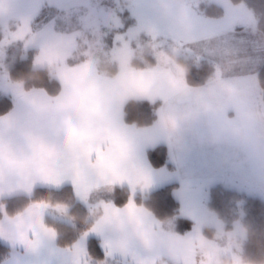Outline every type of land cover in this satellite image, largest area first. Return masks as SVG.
<instances>
[{"label":"crops","instance_id":"obj_1","mask_svg":"<svg viewBox=\"0 0 264 264\" xmlns=\"http://www.w3.org/2000/svg\"><path fill=\"white\" fill-rule=\"evenodd\" d=\"M214 2L225 8L223 17L205 16L183 0L129 1L141 24L155 36L177 42L189 61L178 92L152 87L147 93L150 98L134 99L162 101L158 119L152 126L128 124L124 118L126 103L113 104L107 118L119 134L118 144L117 137L110 136L94 115L56 111L52 106V101L62 99L71 91L68 76L79 75L77 67L65 65L76 49V36L53 29L33 33L31 24L43 0H0V21L22 25L11 35L10 46L30 37L25 48L39 49L36 65L48 66L62 84V91L56 97L40 89L24 91L21 88L12 94V111L0 116V156L10 154L17 163L0 159V197L31 194L39 187L64 185L73 186L79 197L116 186H129L143 193L176 183L183 188L189 178L194 181L206 176L203 171L209 162L212 168L226 166L234 174L239 152L246 148L253 152L251 161L264 155V99L261 92L258 94L257 78L264 66V10L256 11L261 17L259 27L246 31L236 23L235 16L232 17L230 0ZM9 52L4 58L10 57ZM162 68L128 66L127 70L145 79H155L162 75ZM124 72L125 68L111 75L87 73L111 85L117 83ZM162 114L178 118L190 115V118L182 122L178 133H171L161 129ZM236 127L245 129L246 138L232 135ZM70 128L86 135L72 136ZM33 139L41 140L49 149L43 160L33 154ZM159 145L168 146L170 162L175 169L151 166L148 151ZM99 153L110 158V168L101 169L97 165ZM57 156L60 159L51 163ZM255 162L264 176V163ZM41 167L50 169L62 182L45 180ZM102 172L107 181L102 178ZM142 172H147L151 178L147 189L136 183ZM207 176L219 178V174ZM219 194L216 192L215 198ZM36 205L15 218L0 220L4 225V235L0 239L11 248L4 264H34L40 255H44L48 263L59 260V256L64 260L62 249L65 248L59 247L56 233L45 224V216L54 213L53 208H37ZM105 205L94 223L97 230L93 236L101 240L106 253L105 264L107 258L127 264H198L197 244L163 228L147 210L135 204L142 219L150 225V237L137 233L127 224L131 212L125 206H115L120 211L118 216H113ZM21 237L28 242L19 243Z\"/></svg>","mask_w":264,"mask_h":264},{"label":"rangeland","instance_id":"obj_2","mask_svg":"<svg viewBox=\"0 0 264 264\" xmlns=\"http://www.w3.org/2000/svg\"><path fill=\"white\" fill-rule=\"evenodd\" d=\"M129 1L132 0H43L41 10L31 24L32 30L33 33H43L53 29L75 35L76 49L65 65L70 68L77 67L78 72L86 67L87 72L111 75L125 68V62L127 67L135 68V60L142 61L148 68L168 64L169 67L188 70V56L178 43L148 31L134 15ZM183 1L205 15L203 6L216 0ZM231 5L227 10L229 9L232 17L235 16L236 23L241 24L246 31L259 27L261 17L256 15V11L264 10V0H249L240 4L232 2ZM223 9L225 13V8ZM205 16L210 17L207 14ZM21 27L22 25L16 22L7 24L0 21V97H11L23 88L21 82L11 80L9 72L14 63L27 58L33 50L36 52L34 67L49 69L59 80L57 74L48 66L36 65L39 49L25 48V43L31 40L30 37L10 46L11 35ZM9 50L10 57L5 59L4 54ZM69 59L74 60L73 64L69 63ZM106 65L112 66L111 72L100 71L101 67ZM258 92L262 93L259 86ZM253 155L247 148L236 154L237 168L234 169V174L227 170L226 166L219 169L213 165L212 168L209 162L203 171L204 174H219L218 179L214 176L209 179L207 175L194 181L189 178L185 187L178 185L174 190L175 198L181 203L180 215L194 222V228L186 238L198 246V264H219V261L229 258L232 264H241L244 259L251 264H264V176H261L260 167L255 162L258 157L252 158L251 161ZM214 179L218 183H211ZM218 191L222 202L215 200ZM111 192L112 188H102L84 197H79L76 193L77 198L90 210V221L94 220L95 223L103 206L111 204L104 199V195ZM132 192L140 193L134 189ZM6 197L8 196L0 197V207L3 211L4 205L1 201ZM245 202L248 205L245 211L234 207V204L238 206ZM49 205L46 203V206ZM227 205L228 210L232 212L225 210ZM51 208L64 216L66 207L57 205ZM3 218L10 217L4 215ZM3 226L0 222V236L4 235ZM206 228L214 230L206 231ZM96 230L93 224L80 235L72 249H62L64 260L59 256V260L53 259L55 261L48 263L45 262L47 258L40 255L39 261L34 264H81L84 259L89 258L88 241L95 235ZM113 260L107 258L106 264H127ZM104 261L102 264H105ZM89 264H94V261L91 260Z\"/></svg>","mask_w":264,"mask_h":264},{"label":"trees","instance_id":"obj_3","mask_svg":"<svg viewBox=\"0 0 264 264\" xmlns=\"http://www.w3.org/2000/svg\"><path fill=\"white\" fill-rule=\"evenodd\" d=\"M231 1L234 4H240L249 0ZM203 9L210 17L220 18L225 14L223 7L214 2L206 4ZM35 54L36 52L33 50L29 52L27 58L19 59L13 64L9 72L11 80L21 82L24 91L40 89L53 97L58 96L62 91L60 80L54 77L49 69L34 67ZM152 59L150 58V60ZM73 62V59H69V63L73 64ZM133 65L135 69L148 68L139 60L133 61ZM257 78L264 99V66L259 70ZM161 105L162 101L130 100L124 106L125 121L138 127L152 126L158 119V110ZM13 107V98L0 97V116L10 113ZM169 155L167 145H159L148 151L149 162L154 168L175 169V165L170 162ZM178 185L177 183L167 185L148 193H133L129 186H116L112 188L111 193L104 195V199L118 208H123L131 200L150 212L166 230L179 236H186L194 228V222L180 215L181 203L174 196V190ZM98 190L100 189L94 192L96 193ZM37 203H47L51 207L57 205L66 207L62 218L55 210L54 213H48L45 216V224L56 233L57 244L61 248H73L80 235L94 224V220L90 221V210L77 198L75 189L71 185L58 188L39 187L31 194H15L3 198L1 204L4 205V211L0 207V219L4 215L15 218ZM208 229L214 230V228H206V231ZM88 252L89 258H86L83 264H89L91 260L94 261V264H102L106 259V253L98 237L89 239ZM10 254L11 248L0 241V264L8 259Z\"/></svg>","mask_w":264,"mask_h":264},{"label":"clouds","instance_id":"obj_4","mask_svg":"<svg viewBox=\"0 0 264 264\" xmlns=\"http://www.w3.org/2000/svg\"><path fill=\"white\" fill-rule=\"evenodd\" d=\"M101 72H111L112 66H102ZM183 69L169 67L165 64L162 68V75L155 79H145L142 76H136L127 70V62H125V72L115 84L101 83L98 77H94L89 73L79 75H71L69 77V86L71 91L62 99L52 101V106L56 111H71L74 113H85L94 115L98 123L105 128L106 132L117 137L119 144L118 132L111 125L107 118V114L113 104L126 103L129 100L150 98L148 97V89L155 87L157 90L165 89L173 93L178 92L179 82L183 79ZM190 115L176 117L173 114H162L159 119L161 129L171 133H178L181 124L187 121ZM232 135L237 138H246L244 128L236 127L232 129ZM122 147V145H121ZM59 156L54 158L51 163H55ZM260 163H264V155L257 158ZM127 224L132 226L134 230L145 236H151L150 225L142 219L139 210L131 212ZM219 264H232L230 258L219 261ZM241 264H251L250 261L244 259Z\"/></svg>","mask_w":264,"mask_h":264},{"label":"snow or ice","instance_id":"obj_5","mask_svg":"<svg viewBox=\"0 0 264 264\" xmlns=\"http://www.w3.org/2000/svg\"><path fill=\"white\" fill-rule=\"evenodd\" d=\"M87 72V68L85 67L84 69L79 70V74H83ZM71 75L68 76V79ZM70 135L72 136H80L83 137L86 135V133H77L75 129H69ZM32 149H33V154L34 156H39L42 160L46 157V155L49 153V149L46 144H44L41 140L39 139H33L32 140ZM0 159H7L8 163L14 164L17 163L15 158L11 156L10 154L7 155L6 157L0 156ZM97 165L101 168H110L111 167V160L110 158L106 157L104 153H99L98 154V159H97ZM40 172L43 174V178L45 180H55V182L60 183L62 182L58 176L54 175L53 172L46 168V167H41ZM102 178L107 181V176L103 172L101 173ZM114 182V181H113ZM136 183H140L145 189L150 187L151 185V178L150 175L147 172H142L139 176L138 179L136 180ZM37 208L40 207H46V205H36ZM106 209L109 210L110 215L113 216H118L119 214V209H116L114 205L107 204L105 205ZM126 210L129 212H132L136 210V206L133 201H129V203L125 206ZM85 236H87V233H85ZM26 238L21 237L19 240V243H27ZM111 253H109L110 255Z\"/></svg>","mask_w":264,"mask_h":264},{"label":"flooded vegetation","instance_id":"obj_6","mask_svg":"<svg viewBox=\"0 0 264 264\" xmlns=\"http://www.w3.org/2000/svg\"><path fill=\"white\" fill-rule=\"evenodd\" d=\"M219 197H217L215 200H218V201H221L220 199H218ZM257 201V200H256ZM222 202V201H221ZM246 205H247V203L245 202V203H241L240 205H235V207L237 208V209H239V211H240V208L241 209H243L244 211L246 210ZM229 207V205H227V208ZM245 224V223H244ZM246 244V243H245Z\"/></svg>","mask_w":264,"mask_h":264}]
</instances>
